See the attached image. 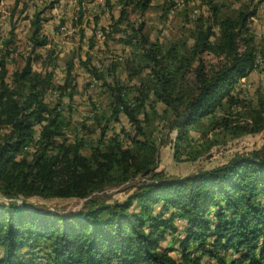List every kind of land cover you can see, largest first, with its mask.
<instances>
[{
	"label": "trees",
	"instance_id": "obj_1",
	"mask_svg": "<svg viewBox=\"0 0 264 264\" xmlns=\"http://www.w3.org/2000/svg\"><path fill=\"white\" fill-rule=\"evenodd\" d=\"M152 1L123 0L114 26L123 23L126 9L142 15ZM202 1L208 17L198 20L192 46L183 53L177 45L166 50L151 43L141 24L131 27L133 36L124 44L139 51L141 63L132 74L147 72L134 93L108 85L89 61L83 64L113 99L106 123H118L124 115L131 127L107 138L105 125L101 137L95 142L89 138V144L84 138L69 142L65 136L62 99L74 94L73 60L66 63L62 85L53 82L55 59L49 60L50 71L33 70V63L45 64L37 54L8 78L14 39L10 33L0 55V197L10 201L0 204V264H264V145L222 167L171 178L157 172V144L144 129L160 104L177 147L188 143L190 131L204 120L211 130H264V103L251 112V124L238 125L239 117L230 113L239 105L232 88L256 61L249 22L258 4L249 1L225 15L216 0ZM50 8L36 11L30 21L33 50L48 45L41 24ZM215 28L219 35L212 42ZM203 55L219 63L207 65ZM258 61L264 64V59ZM49 93L58 94L56 103L46 102ZM92 119L100 124L98 117ZM126 136L128 146L123 143ZM137 178L145 182L123 202L105 203L96 197ZM34 197L85 204L74 214L17 204ZM174 221L184 224L181 231ZM166 235L177 249L163 246ZM176 252L178 258L172 256Z\"/></svg>",
	"mask_w": 264,
	"mask_h": 264
},
{
	"label": "rangeland",
	"instance_id": "obj_2",
	"mask_svg": "<svg viewBox=\"0 0 264 264\" xmlns=\"http://www.w3.org/2000/svg\"><path fill=\"white\" fill-rule=\"evenodd\" d=\"M249 1H252V5L258 4L256 14L249 22L256 61L254 68L232 88L231 94L239 101V105L233 107L230 113L235 118L239 117L238 125L251 124V112L264 103V64L258 61L264 59V0H216L225 15L235 12ZM123 3V0H0V55L5 50L4 41L9 39L10 33L14 35L9 47L12 54L7 66L8 78L23 67L27 58L37 54L45 64L35 62L33 70L50 71L49 60L55 59L57 68L53 82L62 85L66 63L70 60L74 62V94L71 99H62L63 113L67 118L65 136L69 142L75 138H84L87 144L89 138L95 142L101 137L105 125H108L107 138L121 131H131L124 115L119 116L118 123H106L113 99L102 82L89 76L84 63L89 61L90 66L96 67L106 77L105 83L108 85L125 86L134 93L142 75L147 72L144 70L141 76L132 74L139 71L141 63L136 56L139 51L124 44L133 36L131 27L136 29L141 24L142 34L151 43H158L166 50L171 45H177L183 53L185 48L192 46V32L199 25L198 20H206L208 17V9L202 0H153L142 15L133 12L131 8L126 9L123 23L114 26ZM49 5L52 8L45 10L41 24V32L47 37L48 45L33 50L29 42L30 21L36 11ZM213 35L211 41L215 42L219 35L217 28L213 30ZM201 58L207 65L219 63L211 55H203ZM57 100V93H49L46 97V102L50 104ZM155 108L157 114L149 115L150 121L144 129L157 144V172H163L168 177L183 179L210 171L226 165L234 156L248 155L264 145V130L254 134L211 130L208 128L210 122L204 120L190 131L189 142L177 147L175 132L167 128L161 116L164 107L159 104ZM94 117L100 119V124L92 119ZM235 126L237 123L232 125ZM204 132L206 136L203 137ZM128 141L126 136L124 146H128ZM144 182V178H137L126 185L109 188L96 197L105 203L123 202L134 192L135 187ZM9 202L0 197V204ZM17 204L35 211L74 214L83 210L85 201L42 200L34 197L19 199ZM174 225L181 231L184 224L174 221ZM166 236L163 246L177 249V244L171 243L172 237ZM172 256L178 258L179 254L176 252ZM39 263L37 261L36 264Z\"/></svg>",
	"mask_w": 264,
	"mask_h": 264
}]
</instances>
